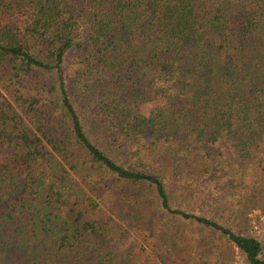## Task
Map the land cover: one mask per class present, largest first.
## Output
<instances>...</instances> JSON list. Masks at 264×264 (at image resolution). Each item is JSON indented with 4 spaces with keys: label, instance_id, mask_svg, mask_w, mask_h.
<instances>
[{
    "label": "trees",
    "instance_id": "trees-1",
    "mask_svg": "<svg viewBox=\"0 0 264 264\" xmlns=\"http://www.w3.org/2000/svg\"><path fill=\"white\" fill-rule=\"evenodd\" d=\"M263 146L264 0H0V264H264Z\"/></svg>",
    "mask_w": 264,
    "mask_h": 264
},
{
    "label": "rangeland",
    "instance_id": "rangeland-1",
    "mask_svg": "<svg viewBox=\"0 0 264 264\" xmlns=\"http://www.w3.org/2000/svg\"><path fill=\"white\" fill-rule=\"evenodd\" d=\"M75 60L73 59L72 55H68L66 58V63H65V69L67 74H71L73 73V70L75 69ZM220 147L223 148L224 153H226L227 149L224 148V145H221ZM264 147V146H263ZM260 158H264V151L263 154L260 156ZM220 194L217 190V188L213 187L212 193L209 194L210 199H214L215 197H218ZM199 209V208H198ZM217 209L213 206L209 207L207 211L209 212H203L200 210H194L193 212L198 213V214H205V215H218L220 212L216 211ZM207 213V214H206ZM212 213V214H211ZM228 213L224 214L221 213L220 218L225 219L228 217ZM218 218V217H217ZM219 221H224V220H220ZM231 227L234 228V231L237 233H244V232H248L250 235H253L255 237H257L263 244H264V214H261L260 212H254L251 215V223H250V227L247 229H242V228H237L235 225L231 224ZM194 229V228H193ZM193 236H197L198 231L197 230H193ZM192 235V233H191ZM217 244H218V249L219 251H224L223 254L218 252L216 255V261H218L219 263L225 262L226 264H246L244 258L242 257V255L237 251V250H230L226 247V245H224V242L220 241L217 239ZM146 252H142V264H146V262L153 260L150 256H146ZM229 255V258L227 257Z\"/></svg>",
    "mask_w": 264,
    "mask_h": 264
}]
</instances>
